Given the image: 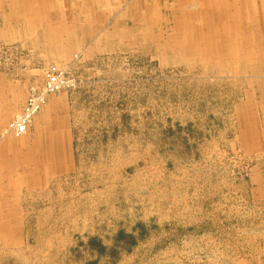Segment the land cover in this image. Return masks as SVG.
Returning <instances> with one entry per match:
<instances>
[{"label": "rangeland", "instance_id": "374dc122", "mask_svg": "<svg viewBox=\"0 0 264 264\" xmlns=\"http://www.w3.org/2000/svg\"><path fill=\"white\" fill-rule=\"evenodd\" d=\"M30 14L97 24L63 53ZM0 264H264V0H0Z\"/></svg>", "mask_w": 264, "mask_h": 264}, {"label": "crops", "instance_id": "0c3cea01", "mask_svg": "<svg viewBox=\"0 0 264 264\" xmlns=\"http://www.w3.org/2000/svg\"><path fill=\"white\" fill-rule=\"evenodd\" d=\"M94 1H79L75 2V7L80 8L82 11H85L87 8H93V9H98L99 7V2H94ZM17 5L16 3L13 2L11 3V6H3V9H9V8H15V9H21V8H35L38 9V7H34L33 5H23L21 4L20 6H15ZM17 14V13H16ZM20 14V13H19ZM17 15V20H19L22 15ZM263 16V14H262ZM22 18V17H21ZM30 19H24L23 24H30L32 26L39 25L40 23L44 24L46 23L49 27L48 32L49 36L47 37L50 43V47L55 42V45L62 49V52L65 53V49H70L71 54L76 51V49H79V46L82 48V41L83 40H88L91 36L90 33L93 32V27L94 24H92L86 16L74 18V17H65V16H60V17H53V18H42L40 16H35L33 14H30ZM44 21V22H43ZM92 40V39H91ZM95 40V39H94ZM76 42V44H75ZM64 94L59 95L61 98L60 103L64 105L65 99ZM58 96L54 97H49L47 100V112L51 109V104L53 106H57V103L59 102ZM66 107V106H65ZM54 108V107H53ZM54 110H51V112ZM40 117V116H39ZM49 118V117H48ZM48 120V119H47ZM48 140H50V143L48 145L49 151L55 152L56 148L57 151H62L61 150V145L59 142L60 140L56 138L54 132L49 131L48 132ZM64 137L68 138L69 143L65 144L63 152H74L73 148V143H72V134L69 132V134L64 135Z\"/></svg>", "mask_w": 264, "mask_h": 264}, {"label": "built area", "instance_id": "2783aa9c", "mask_svg": "<svg viewBox=\"0 0 264 264\" xmlns=\"http://www.w3.org/2000/svg\"><path fill=\"white\" fill-rule=\"evenodd\" d=\"M75 88V82L62 71L47 74L40 89H30L22 110L14 116L1 132V137L10 136L18 139L27 134L34 116L45 105L49 95Z\"/></svg>", "mask_w": 264, "mask_h": 264}]
</instances>
